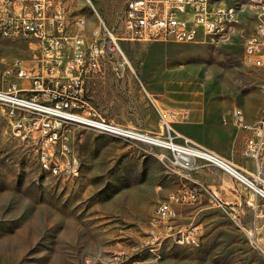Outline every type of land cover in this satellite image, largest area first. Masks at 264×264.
I'll return each instance as SVG.
<instances>
[{
    "label": "rangeland",
    "instance_id": "rangeland-1",
    "mask_svg": "<svg viewBox=\"0 0 264 264\" xmlns=\"http://www.w3.org/2000/svg\"><path fill=\"white\" fill-rule=\"evenodd\" d=\"M98 1L110 8L108 21ZM125 1H94L116 37L125 36L120 7ZM211 1L235 7L238 21L218 34L199 35L194 43L120 39L123 54L115 50L84 77V96L101 118L154 140L0 103V264H264V201L237 180L236 191L222 192L231 202L225 209L203 196L178 207V224L201 229L198 245L181 246L151 232L157 204L185 185L177 152L160 141L183 144L187 137L233 163L226 152L236 149L239 131L223 124L222 116L234 106L249 120L260 116L256 71L242 63L257 9L249 0ZM72 6L85 19L90 41L92 29L100 28L97 12L83 0ZM36 50L35 41L29 49L25 41L0 37V89L15 81L4 79V69L16 58L34 65ZM68 55L59 58L61 65ZM35 81L30 78V88ZM160 109L184 115L172 123L170 134L161 128ZM48 121L68 137L66 155L55 150L52 158L77 162L58 173L39 163V128Z\"/></svg>",
    "mask_w": 264,
    "mask_h": 264
},
{
    "label": "built area",
    "instance_id": "built-area-1",
    "mask_svg": "<svg viewBox=\"0 0 264 264\" xmlns=\"http://www.w3.org/2000/svg\"><path fill=\"white\" fill-rule=\"evenodd\" d=\"M83 1L91 9H96L95 0ZM249 1L257 9L258 21L244 39L242 63L256 71L258 89L260 95H263L260 116L248 121L244 110L234 106L222 116L221 122L224 124V120H231L233 128L244 132L241 154L254 162V169L237 166L187 137H183V144H176L185 154L177 155L175 164L178 169L188 170L195 167V159L204 160L220 167L264 201V0ZM73 3L76 1L0 0V37L25 41L29 49L30 43L35 41L37 47L31 54L34 65H30V59L16 58L4 69V79L15 81L6 90L0 89V103L29 110L33 108L56 116L60 122L73 121L140 140L152 138L105 121L89 106L84 96L86 74L95 72L100 60L115 50L123 54L117 42L120 39L194 43L199 35L218 34L228 25L237 22L235 7L211 0H126L121 16L125 36H114L97 12L100 31L92 29L91 40L88 41L83 32L85 19L75 13ZM67 51L68 59L61 65L59 58ZM30 78L37 79L31 88ZM53 86L60 87V91L56 92ZM52 91L54 94H51ZM52 99L54 105L50 104ZM158 113L161 128L168 134L172 123L184 116L174 109H160ZM39 131V163L42 169L58 173L62 166H75L77 162L74 158L66 162L52 158L55 150L63 155L67 153L68 137L65 130H58L48 121L41 123ZM160 142L168 145L166 141ZM210 199L217 208L225 209L230 204L223 196L215 193L211 194ZM199 200L200 192L197 188L169 193L153 210L151 232L154 234L158 229H170L169 234L164 236H171L175 244L198 245L201 229L197 224L173 227L169 222L174 216V205H191Z\"/></svg>",
    "mask_w": 264,
    "mask_h": 264
},
{
    "label": "crops",
    "instance_id": "crops-1",
    "mask_svg": "<svg viewBox=\"0 0 264 264\" xmlns=\"http://www.w3.org/2000/svg\"><path fill=\"white\" fill-rule=\"evenodd\" d=\"M115 1V0H110ZM124 4L120 5L121 8L124 9ZM98 9L101 11L102 15L105 16L107 21L110 18V8H107L101 1H98L97 3ZM97 11V10H96ZM96 31H100V28ZM248 121H251L247 118ZM238 140L236 143V149H230L226 152V156L233 161L234 164L237 166H240L247 170H253L254 169V162L250 159H247L242 156L241 151L243 148V137L244 132L239 131L238 132ZM236 142V141H235ZM242 142V148L240 143ZM241 150V151H240ZM240 151V152H239ZM240 153V154H237ZM194 168L188 169V170H182L178 169L179 172L183 171V175L185 178V185L178 189H191V188H197L200 192V198L203 196L207 198L208 200H211V194L215 193L222 196L223 190H227L229 188H232V190L236 191L234 187L235 180L231 178L226 172H224L220 167L209 164L205 162L204 160L195 159L194 160ZM234 200L232 203L236 204L239 199L237 197L233 198ZM230 202V201H229ZM231 203V202H230ZM183 205H174V216L172 217L171 221L169 222L170 225L175 226H182L183 224H178L179 219V212L178 207ZM187 225V224H186ZM169 230L167 229H158L154 232V234L157 236H164L169 234Z\"/></svg>",
    "mask_w": 264,
    "mask_h": 264
},
{
    "label": "bare ground",
    "instance_id": "bare-ground-1",
    "mask_svg": "<svg viewBox=\"0 0 264 264\" xmlns=\"http://www.w3.org/2000/svg\"><path fill=\"white\" fill-rule=\"evenodd\" d=\"M75 1H78V0H75ZM93 10H94L95 12H97L96 9H93ZM235 21H238V13H237V12L235 13ZM262 102H263V95H262ZM224 121H225V123H228V122L231 123V120H224ZM109 131H111V130H109ZM113 133H116V134H117V132H113ZM152 139H153V138H152ZM159 141H160V140H159ZM156 143H157V142H156ZM171 143H173V142H168V145H167L168 148H170V149L176 151L178 155H184V154H185V151L180 150L179 148L176 147V144H171ZM164 145H165V144H164Z\"/></svg>",
    "mask_w": 264,
    "mask_h": 264
}]
</instances>
